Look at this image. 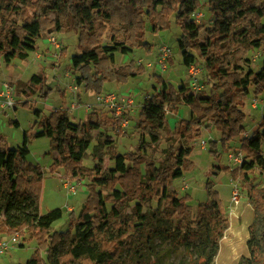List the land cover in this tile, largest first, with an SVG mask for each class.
<instances>
[{"label": "trees", "instance_id": "trees-1", "mask_svg": "<svg viewBox=\"0 0 264 264\" xmlns=\"http://www.w3.org/2000/svg\"><path fill=\"white\" fill-rule=\"evenodd\" d=\"M200 6V0H0V66L7 52L26 60L36 50L37 40L47 33L75 32L80 53L73 55V67L79 71L85 89L100 94L106 82L126 83L144 71L134 61L114 68L115 53L127 55L139 47L150 52L152 46L145 41L148 25L157 33L168 29L174 17L181 26L179 47L184 64L193 65L196 52L221 92L193 93L188 83L175 87L159 77L163 89L146 99L140 112L138 126L149 141L142 138L138 149L148 150L164 137L191 141L212 126L221 132V143L227 149L229 142L246 133L243 108L250 86L264 95V63L259 71L249 70L245 75L241 71L248 51H264V0H209L214 22L205 28L203 41L199 35L204 28L192 17ZM105 35L110 37L109 44H104ZM43 85V76L33 75L28 85L31 95L47 96L51 88L47 85L45 91ZM181 104L190 106L191 117L179 120L172 131L168 112ZM35 112L42 115L41 110ZM111 123V118L74 122L66 108H59L41 118L40 130L25 134L22 146L0 147V214L4 213L0 232L28 233L30 239L37 240V250L26 264H111L124 252L141 256L136 264H157L149 258L156 236L183 245L186 258L181 264H214L230 225L219 191L207 182L209 199L198 204L193 218V207L188 203L191 196L180 197L172 189L173 182L191 168L193 146L181 147L178 152L169 150L163 164L148 162L145 172L144 156L114 150L115 167L104 175L95 173L83 159L93 132ZM10 124L20 126L18 119ZM44 136L51 140L49 153L59 151L50 166L52 173L64 168L66 177L92 180L82 210L78 215L71 211V226L65 232L52 229L63 216L61 208L40 213L46 170L29 160L28 143L31 138ZM263 144L264 116L258 128L241 139L244 162L236 168H221L242 180L254 211L249 226L250 256H241L234 264H264V188H259L252 175L257 166L264 170ZM217 145V140L210 141L211 152L219 157ZM99 187L112 192L105 195ZM153 200L159 201V207L145 211L144 206ZM132 201L137 203L127 212ZM169 223H174L175 229L171 230ZM62 240L70 241L66 254L56 250Z\"/></svg>", "mask_w": 264, "mask_h": 264}, {"label": "rangeland", "instance_id": "rangeland-1", "mask_svg": "<svg viewBox=\"0 0 264 264\" xmlns=\"http://www.w3.org/2000/svg\"><path fill=\"white\" fill-rule=\"evenodd\" d=\"M200 2L201 6L197 11L201 16L196 21L204 28L199 35L200 40L203 41L207 36L205 28L213 25L214 16L210 11L209 0H200ZM181 35V26L172 17L171 25L166 30L155 33L152 31L151 25H148L145 41L154 47L150 52L139 47L134 48L127 55L119 51L115 53L114 68L125 66L134 61L136 66L142 65L144 69L141 74L130 78L126 83L108 81L103 86L102 93H117L118 96L127 94L126 96L129 95L128 97L134 100L133 104L126 109L125 116L129 120V126L125 131L109 108L96 101L97 94L85 89L79 71L73 67L72 57L80 53L77 33H47L44 38L37 40L36 50L30 52L26 60L19 59L13 52H7L2 57L0 66V147L4 145L11 148L22 146L25 134L31 135L40 130L38 123L41 118L49 116L55 109L62 108V105L69 107L68 114L74 122L100 118L112 119L109 126L93 132V139L83 159V164L92 168L95 173L104 175L115 167L114 150L120 154L134 153L144 156L146 161L142 164V170L145 172L148 162H154L157 166L163 164L169 150L178 152L181 147L193 146L194 150L189 157L192 161L191 168L185 170L183 176L173 182L172 189L177 190L180 197L187 194L191 196L188 203L193 207V218H196L198 204L207 201L210 196V187L207 182L213 183V188L220 193L230 221L214 264H234L241 256H250L249 226L253 220L254 211L249 203L242 180L232 178L229 172L221 170V168L225 166L236 168L244 162L245 154L236 148H241L240 137L243 138L247 132L251 134L258 128V124L264 116V107L254 104L256 101L260 102L264 99V95L255 93V87L250 86V94L246 98L243 108L247 115L244 123L245 136L234 138L227 145V149H224L221 143V132L214 126L203 129V134L191 141L179 136L171 139L164 137L159 144L148 150L139 151L138 149L142 138L149 141V138L138 126L140 112L146 99L163 89L159 77L175 87L181 86L182 83H188L193 93L221 92L216 88L215 81H211L208 77L205 62L196 52H194L196 60L193 65L201 71L197 82H193L194 77L191 76L190 67L184 64L182 50L179 47ZM109 43L110 37L105 35L104 44ZM164 47L171 49V58L165 70L158 63L159 55ZM263 63L264 51L252 49L247 52L245 61L241 63V71L244 75L249 70L259 71ZM38 74L43 76L44 90L46 91L47 85L51 88L47 96L39 93L31 95L30 93L28 86L30 79L33 75ZM7 83L12 88L10 95L14 100L13 107H5L2 104L7 95L5 86ZM119 97L123 99L125 96ZM24 102H28L27 105ZM72 103L73 105L70 107ZM88 104H93L91 109L87 107ZM37 109L41 110V116L35 112ZM190 117L191 108L185 104H181L176 111H169L170 129L174 131L179 120ZM17 119L20 122L19 127L10 124L11 120ZM211 140L218 141L219 157L211 152ZM28 144L31 150L29 160L41 164L46 170L40 200V213L46 214L53 209L61 208L63 216L53 223L52 229L65 232L71 226V211L78 215L82 210L89 196L88 184L92 180L89 177L78 179L66 177L64 168H61L57 173H52L50 166L59 151L49 153L52 148L48 136L31 138ZM252 175L259 188H264V170L257 166ZM116 188H120V186L117 185ZM236 188L240 191L241 202L237 206L236 212L231 215L230 206L233 191ZM99 189H102L105 195L112 192L109 188L99 187ZM136 203L137 201H132L127 212H130ZM108 205L111 209L113 203L110 202ZM158 207L159 201L153 200L144 206V210L152 212ZM157 215L162 216L161 212H158ZM0 217H4V213L0 214ZM168 225L171 230L175 229L174 223ZM3 241H7L9 247L0 256V264H26L38 247L37 240L30 239L28 233L11 235L5 231L0 232V243ZM69 247L70 241L62 240L56 246V250L60 254H66ZM42 257L46 262L48 261L45 251L42 252ZM140 258L141 256H128L127 252H124L118 261L111 264H136L135 262L140 261ZM149 258L151 262H157V264H181L180 261L186 258V254L183 245H179L172 238L156 236L151 242Z\"/></svg>", "mask_w": 264, "mask_h": 264}, {"label": "built area", "instance_id": "built-area-1", "mask_svg": "<svg viewBox=\"0 0 264 264\" xmlns=\"http://www.w3.org/2000/svg\"><path fill=\"white\" fill-rule=\"evenodd\" d=\"M201 16V14L198 13V11L194 12L192 14V17L197 19ZM171 58V49L169 47H164L161 51V54L159 55L158 63L162 69H167L168 66V61ZM190 71H191V76L193 78V82H197L198 75L200 73V69L196 68L194 65L190 66ZM7 88V95L5 99L3 100V106L5 107H10L14 106V100L10 95L11 92V87L9 84H5ZM127 95V94H126ZM126 95H119V96H125L123 99H121L117 93H100L96 95V101L101 104H105L109 110L112 112L114 118L116 120L120 121V126L122 127L123 131L127 129L129 126V120L125 116L126 109L131 106L134 102L133 98H129ZM131 97V96H130ZM93 104H88V108L91 109ZM255 106H263L264 107V99H262L260 102H257L254 104ZM241 202V194L238 188H236L233 191V196H232V204L230 206V213L231 215L236 212L237 206ZM9 244L7 241H3L0 243V256H2L5 251L8 249Z\"/></svg>", "mask_w": 264, "mask_h": 264}, {"label": "crops", "instance_id": "crops-1", "mask_svg": "<svg viewBox=\"0 0 264 264\" xmlns=\"http://www.w3.org/2000/svg\"><path fill=\"white\" fill-rule=\"evenodd\" d=\"M152 48H154V47H152ZM125 91H127V90H125ZM72 105H73V103L71 104V106L70 107H72ZM62 108H66V109H68L69 107H67V106H65V105H62ZM253 133V132H252ZM251 133V134H252ZM251 134H248V132L246 133V135H251ZM244 136H245V134H244ZM242 139V137H240V140ZM9 144V143H8ZM236 149H240V148H236ZM230 153H231V150H230Z\"/></svg>", "mask_w": 264, "mask_h": 264}]
</instances>
